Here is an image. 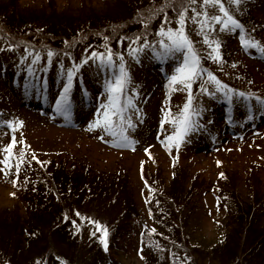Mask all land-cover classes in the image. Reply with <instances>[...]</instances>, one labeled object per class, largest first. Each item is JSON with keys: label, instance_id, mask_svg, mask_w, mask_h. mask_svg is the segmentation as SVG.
I'll list each match as a JSON object with an SVG mask.
<instances>
[{"label": "rangeland", "instance_id": "rangeland-1", "mask_svg": "<svg viewBox=\"0 0 264 264\" xmlns=\"http://www.w3.org/2000/svg\"><path fill=\"white\" fill-rule=\"evenodd\" d=\"M13 1L17 6L38 7L44 15L53 13L51 17L37 13L32 18V23L44 19L50 39L56 37L51 33L77 34L86 27L80 21L87 15L96 26H111L109 31L114 29L116 35L110 42L101 39L95 44L93 38L89 47L79 44L81 49L74 58L58 53L49 61L47 52H42L32 73L28 71L32 52L21 61L25 50L9 49L0 42V119L18 124L11 167L2 161L12 129L0 125V225L9 223L17 229L0 226V264H136L132 260L140 264H264V108L255 97L250 102L235 95L225 99L206 73L194 80L192 105L201 113L194 118L199 126L178 148L171 144L180 161L175 166L165 147L169 142L164 139L175 127L165 114L168 109L171 116L180 112L188 93L179 83L169 92L167 82L182 55L161 59L145 46L134 58L128 51L129 43L135 47L145 40L160 39L157 29L164 12L176 27L172 5L151 19L146 28L141 19L164 0H7L5 4ZM51 2L55 11L62 9L71 20H62L49 10ZM3 7L0 0V18L6 25L22 18ZM195 7L200 10L199 3ZM208 11L215 14L218 10L209 7ZM232 11L245 31L264 43V0H241L239 10L233 6ZM124 17L128 23L122 25ZM28 27L22 30L38 35ZM185 27L206 69L233 89L264 97V56L241 45L238 29L222 31L217 26L214 31L207 30L219 39L223 60L218 62L208 57L211 49L203 42L196 23L188 20ZM134 36L140 40H132ZM106 45L124 54L131 75L126 95L135 103L127 115L135 127L128 129V134L135 143L124 145L126 148L110 143L114 139L110 133L89 127L107 98L104 81L118 67L101 66L98 58H90L75 70L70 117L54 107L67 68L90 56L93 49L104 52ZM119 59L114 57L117 65ZM201 83L214 95L202 91ZM38 162L43 163L38 166ZM142 169L150 179L148 186L143 183ZM71 177H77L75 185L70 183ZM54 183L60 185L63 196L48 199L52 204L48 206V200H43L49 198L45 191ZM165 187L169 190L164 191ZM233 192L239 203L234 201L236 207L231 210L227 198ZM172 197L180 199L179 209H185L178 220L177 213L168 211L167 200ZM239 206L246 212L243 218L238 211L236 215ZM44 208L49 218H42ZM66 212H70L71 221H64L68 219ZM93 221L108 229L107 250L99 239L102 231ZM16 222L23 225L22 230ZM152 228L156 231H149ZM5 234L9 237H3Z\"/></svg>", "mask_w": 264, "mask_h": 264}, {"label": "snow or ice", "instance_id": "snow-or-ice-1", "mask_svg": "<svg viewBox=\"0 0 264 264\" xmlns=\"http://www.w3.org/2000/svg\"><path fill=\"white\" fill-rule=\"evenodd\" d=\"M199 3L200 10L197 11L195 5ZM172 5L173 11L176 13L174 19L176 27H172L170 19L166 12L163 14V20L160 27L157 29V36L160 39L149 42L144 41V44H137L133 47L132 43H129L128 51L134 57H138V53L142 52L145 46L152 48V51L157 55V58H167L169 56L176 55L177 53L182 55V59L177 64L173 73L168 77L167 87L169 92L174 90V86L179 83L184 85L187 91V99L185 100L183 107L180 112L175 116H171V109H168L165 114V119H170L171 123L175 127V131L167 136L165 140L169 143L165 144V147H170L174 143L177 148L180 142L187 136L188 133L196 131L199 126V121L194 117H199L201 113L197 111L192 101L194 96L192 94V83L194 80L204 77L207 74V80L211 81L217 91L223 93L225 99L231 100L234 95L237 98H242L245 102H250L252 97H255V101L264 108V97L256 95L253 92H244L239 89H233L225 82L220 80L210 69H206L201 64V56L199 55L195 42L188 35L186 24L188 20H192L196 23L199 30V34L203 38V42L208 46L211 51L208 52L210 59L222 62L223 57L220 52V42L212 32L207 30H215L218 26L222 31H235L239 30L240 43L245 49H255L261 56H264V43L257 40L245 31L244 25L239 19L233 14L232 7L235 6L239 10L241 0H180L177 4L175 0H164L163 4L154 6L147 10L148 16L145 17L142 22L147 28L151 19L159 15L165 7ZM214 7L218 11L215 14H209L208 8ZM189 9L191 15H189ZM105 40L108 37L104 38ZM123 39V38H122ZM134 41H139L140 36H134L131 38ZM7 48H16L17 45L13 43H7ZM87 51V50H85ZM54 55V50H47V58L51 61ZM70 55V54H69ZM29 56L28 46L25 45V55L20 57L21 61H25L26 57ZM114 57H119V63L114 60ZM31 63L28 64V71L32 73L34 71L33 64L39 62L41 53L32 50ZM95 61L99 59L101 66L105 67H118V71L114 75L108 77L104 81L106 100H103L100 107L97 109L98 115L93 121L89 122L90 128H100L101 132H108L114 138L110 143H118L121 146L131 145L135 143L132 137L128 134V129L134 128L135 124L130 116L127 115V110L130 105H134V100L126 95V90L131 83V75L124 62V54L122 52H114L111 45H106L104 52H97L95 49L89 55L82 57L79 63H74L66 70V80L63 83V88L60 89L59 95L55 98V105L57 112L62 113L66 118L71 115V101L69 99V92L72 87L73 77L76 75V69L81 64L88 62L89 59ZM234 66V65H233ZM61 68L63 65L61 64ZM200 88L204 92H208L209 95H214L210 92L204 83H201ZM135 91V88L131 89ZM166 102L168 97L165 98ZM23 122L20 121L19 124ZM164 119L161 120L163 125ZM0 125L7 126L12 129V140L4 145L5 157L2 161L5 165L11 167L10 158L14 155L13 146L16 143L15 140V128L18 126L13 120H2L0 119ZM101 138H103L101 136ZM147 151V149H145ZM23 153L21 152V155ZM33 159H36L33 156ZM43 163V162H41ZM17 171H19V165L17 164ZM220 175H223L221 173ZM77 215H80L77 213ZM75 223V221H73ZM98 225L99 230L102 231V235L99 237L107 250V232L108 229L105 225H100L99 221H93ZM151 232H155V228L149 229ZM8 264V261H5ZM67 264V261H64Z\"/></svg>", "mask_w": 264, "mask_h": 264}, {"label": "trees", "instance_id": "trees-1", "mask_svg": "<svg viewBox=\"0 0 264 264\" xmlns=\"http://www.w3.org/2000/svg\"><path fill=\"white\" fill-rule=\"evenodd\" d=\"M5 1H7V0H1V3H4V6L8 7V9L6 8V10H8V12L9 11H14V12L16 11L22 17L21 19H19V20L17 19L16 21H11L10 20V24H7V25H6L5 21L1 20V18H0V37L3 38L4 42H6V43H13V44H16L17 46H20V47H25V45H27L29 49H31V50L34 49L35 51L39 50V49L40 50L52 49V50H54V52L56 50H58V51H61L60 53L73 54L75 52V50L78 48L79 44H83L82 46H84V45H87L89 43H92V41H93L92 35H95L96 31H94L92 29V26H96V25L93 22L89 21V18H90V17H88L89 15H87L84 20L80 21V23L84 24V26H86V27L84 29H81L77 34H72L71 35V34L68 33V34L64 35L65 33H61V34L51 33V35H55L56 37H52L50 39V38H47L46 36L42 35L44 32H46V34H48L47 33L48 31H46L45 25H43V23H45L44 19H38V23L37 22L36 23H32V18L36 17V16H33V14L41 13V14L44 15V13L39 12L37 10L38 7H35V6H32V5H31V7H27L25 5L17 6L18 2L16 3L14 1L11 2V3L8 2V4H5ZM5 7H3V8H5ZM47 7H49V10H51L53 12L55 11V9H53L54 4L52 2L49 5H47ZM26 11H29V14L26 13ZM35 11H37V12H35ZM62 12H63L62 9H59V12L55 11V13L57 15H59V17L63 20V19L67 18L68 14H63ZM5 13H6L5 11L2 12V14H4V15H5ZM52 14L53 13H49V14H46V15L51 17ZM46 15H44V16H46ZM147 16H145V17H147ZM143 19L144 18H142L141 20H143ZM23 24H25L26 26L23 25ZM45 24H47V23H45ZM26 27H28L29 29L34 30L38 35L36 36L33 32L30 33V32L22 30V28H26ZM109 29L110 28L107 29L108 30L107 34H106V32H103L105 36L114 35L115 32H111V31H109ZM26 32H27V34H25ZM99 35L102 36V34H99ZM58 39H59V41H57ZM46 168H47V164H46V167L43 170H46ZM183 169H184V166H183ZM176 173H177V170H176ZM46 177H48L47 173H45V177L44 178L46 179ZM75 180L76 181L78 180L77 177H75ZM75 180L74 179L72 180V177H71L70 183H72V181H73V184L75 185V183H76ZM64 181H66L65 182L66 184H69V180L65 179ZM145 181H146L147 185H150V179L148 178V176H145ZM38 182H39V180H38ZM51 183L52 182H50V184ZM73 184H72L71 188H74ZM162 189H160V191ZM166 190H169V189L168 188L166 189V187H165L164 191H166ZM157 192H158V189H157ZM45 194H46V196H49V198H44L43 199L45 201H46V199L47 200L50 199V201H52V199H54V197L57 199V198L63 196V193L60 191V185L58 183H54V185H51L49 187V189L45 191ZM159 194H160V192H158V195ZM169 194L171 196L172 193L169 192ZM236 194L237 193H235L231 197H233V199H234V201L236 203H239L238 198H236ZM72 195H74L73 192H72ZM157 198H158V196H157ZM172 199H175V198L172 197ZM172 199H170V200H172ZM179 200L180 199H175V201H173L171 204H169V206H170L168 208L169 209L168 210L169 214H170V210H173V211L180 210L179 209L180 208ZM50 201L48 200V202H49L48 206L52 205V204H50ZM48 202H47V204H48ZM149 203H150V201H149ZM66 204H67V202H66ZM150 206L151 205H149V208H151ZM174 207H176V208H174ZM68 209H70L69 205H68ZM46 211L47 210L45 208H44V210H42V212H43L42 218H44V217L45 218H49L50 217L49 213L46 212ZM244 213H246V212H244V208L239 206L238 207V216H241V214H243L241 216V218H243L244 215L246 216V214H244ZM152 215L153 214H151V216ZM236 215H237V213H236ZM42 218L40 217V221L43 222ZM12 219H13V221L16 220L15 218H12ZM35 222H36V220H35ZM16 223L19 225V228L21 227L20 229L22 230L23 225H21L19 222H16ZM2 225L12 226L11 229L17 230L16 228H13V225H11L9 223H6V224L2 223L0 226L3 228ZM1 227H0V230L2 229ZM26 229H28V227ZM9 230L10 229H8L7 231H9ZM230 234H231V232H230ZM4 236L9 237V234H5V235H3V237ZM26 239H28V236H27ZM51 250L53 252V248L52 247H51ZM76 263L79 264L78 262H76Z\"/></svg>", "mask_w": 264, "mask_h": 264}, {"label": "bare ground", "instance_id": "bare-ground-1", "mask_svg": "<svg viewBox=\"0 0 264 264\" xmlns=\"http://www.w3.org/2000/svg\"><path fill=\"white\" fill-rule=\"evenodd\" d=\"M175 3H179V0H175ZM173 8V7H172ZM66 20H68V21H70L71 20V18H68L67 17V19ZM120 24H125V23H128L127 22V17H124V18H121V20H120ZM108 28H111V26H106V27H103V26H92V29L94 30V31H96L95 32V35H92V37H95L94 38V40H95V44L96 43H98V41L99 40H101V39H104L105 38V36H100L99 34H102V35H104V33L103 32H106V34L108 33ZM78 31H80V30H78ZM48 33V32H47ZM42 35H44V36H47L48 37V34H46V32H44ZM112 36H114V35H112ZM110 42V41H109ZM61 51H58V50H56L55 52H54V54H58V53H60ZM151 172L152 171H150V172H148L149 173V175L151 174ZM39 184H41V183H39ZM38 184V185H39ZM2 192H4V193H8V191L6 190V188H3L2 187V190H1ZM236 192H233V194L231 193V196H233L234 194H235ZM165 195H167V194H165ZM168 196H170V195H168ZM236 197H237V194H236ZM168 201V205L169 204H171L173 201H175V199H172V200H167ZM185 209L183 208V209H180V210H176V211H174L173 212V214H175V213H177V220L182 216V214H183V211H184ZM172 210H170V212H171ZM176 215V214H175ZM132 261H135L136 262V264H140V262L137 260H132Z\"/></svg>", "mask_w": 264, "mask_h": 264}]
</instances>
